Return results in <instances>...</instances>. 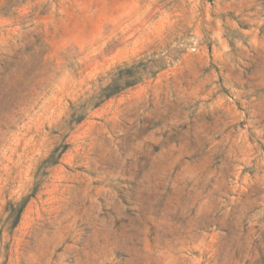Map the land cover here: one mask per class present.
Here are the masks:
<instances>
[{
  "label": "rangeland",
  "instance_id": "obj_1",
  "mask_svg": "<svg viewBox=\"0 0 264 264\" xmlns=\"http://www.w3.org/2000/svg\"><path fill=\"white\" fill-rule=\"evenodd\" d=\"M0 264H264V0H0Z\"/></svg>",
  "mask_w": 264,
  "mask_h": 264
},
{
  "label": "trees",
  "instance_id": "obj_2",
  "mask_svg": "<svg viewBox=\"0 0 264 264\" xmlns=\"http://www.w3.org/2000/svg\"><path fill=\"white\" fill-rule=\"evenodd\" d=\"M137 83H133L132 85H129V87H132V86H134V85H136Z\"/></svg>",
  "mask_w": 264,
  "mask_h": 264
}]
</instances>
